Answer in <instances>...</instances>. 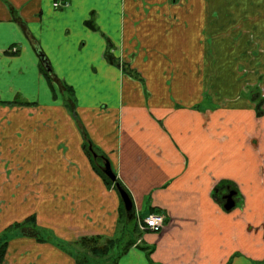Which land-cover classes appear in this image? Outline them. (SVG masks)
I'll return each mask as SVG.
<instances>
[{
    "label": "crops",
    "instance_id": "obj_1",
    "mask_svg": "<svg viewBox=\"0 0 264 264\" xmlns=\"http://www.w3.org/2000/svg\"><path fill=\"white\" fill-rule=\"evenodd\" d=\"M259 101L264 0H0L3 264H79L80 239L127 237L134 220L116 264H264ZM102 157L132 202L124 224ZM151 214L162 230L138 236Z\"/></svg>",
    "mask_w": 264,
    "mask_h": 264
},
{
    "label": "trees",
    "instance_id": "obj_2",
    "mask_svg": "<svg viewBox=\"0 0 264 264\" xmlns=\"http://www.w3.org/2000/svg\"><path fill=\"white\" fill-rule=\"evenodd\" d=\"M42 73L50 81L51 84L55 83L56 80L54 79L53 75L50 73H47L45 69L42 67L41 68ZM65 88L66 91H68L71 94V90L68 87H63ZM69 94V95H70ZM72 105H74L73 102H71ZM7 105H28L27 103H19V102H13V103H3ZM263 101H259L258 105V114L260 115L262 112L264 113L263 109ZM73 112V111H72ZM84 150L86 154L90 157V159H93V156H98L99 153H97L93 148L89 147V144L84 145ZM103 162L105 163L106 160L102 157ZM93 162V161H92ZM100 162V160L98 161ZM104 163L103 166L101 165L102 163L99 164V167L95 166L94 164V170L103 178L104 182L108 186H113L114 183L107 178L103 171H104ZM121 187V186H120ZM122 188V187H121ZM124 190V189H123ZM130 198V197H129ZM133 215L129 218L126 216L124 207L122 205V209L120 212V220L124 224L128 220H132ZM35 219L34 218H29L25 220L21 224H16L12 226L11 230L15 229H21L25 226L32 225L34 223ZM36 233L40 232V230H34ZM135 233L138 232L137 226L134 229ZM122 233V231H121ZM120 233V234H121ZM8 234L4 233L0 237V264H3V259L5 255V244H6V239ZM139 236V235H138ZM123 242V237L122 235H119L118 237H114L111 239H105L104 242L102 243V238L96 237V238H82L80 239L75 245L81 250L80 254L83 256L79 260V264H116L117 260L122 256L132 245L133 241H128L127 244L123 247L121 251H118V246ZM112 251H116L115 253Z\"/></svg>",
    "mask_w": 264,
    "mask_h": 264
},
{
    "label": "rangeland",
    "instance_id": "obj_3",
    "mask_svg": "<svg viewBox=\"0 0 264 264\" xmlns=\"http://www.w3.org/2000/svg\"><path fill=\"white\" fill-rule=\"evenodd\" d=\"M58 88L59 87L57 86V89ZM72 108H73L72 107V103L70 101H68V109L69 110H72ZM37 119H38L37 117H34V118L33 117H30L29 118V121H30L29 122V125L32 123L33 120L35 121ZM18 136H19V141H20V148H19V150L21 151V152H19V154H20L19 156L20 157L23 156L25 158L27 156V152H26V142H25L26 141V138H27V134L19 131L18 132ZM12 137H14V135ZM12 137L8 135L7 141L5 142V146H10L11 147V143H12V139H13ZM30 138L32 139L31 136H30ZM21 145H23V146H21ZM95 151L98 152L97 150H95ZM24 164L25 163L22 161V159H20L19 162L15 166H13V164H12L11 167L9 168V170H13L12 171L13 174L14 175H18L19 177L25 176L26 173H27V171H28V169H27V165H24ZM98 164H100V163H98ZM94 165L97 166V167H99V165H97V164H94ZM239 216L242 217L243 215L240 214ZM132 223L133 224H130V226H129L128 229L126 228V234L128 236H130V238L135 239L136 234L133 233V227H134V224L136 223V221L134 220V222H132ZM120 228H121V226H120ZM138 233H139V236H140L141 233L143 234L145 232H141L140 229H139L138 230ZM128 236L126 237V235H125V237H123V242L118 246V251H121L123 249V247L127 244V242H128ZM113 252L115 253L116 251H112V253Z\"/></svg>",
    "mask_w": 264,
    "mask_h": 264
},
{
    "label": "water",
    "instance_id": "obj_4",
    "mask_svg": "<svg viewBox=\"0 0 264 264\" xmlns=\"http://www.w3.org/2000/svg\"><path fill=\"white\" fill-rule=\"evenodd\" d=\"M39 55H40L41 62H42V65H43L45 71L50 73L51 69L49 67L47 60L45 59V57L42 54H39ZM103 172L107 178H109L113 183H115V187H116V190H117V192L120 196V199L122 201L126 216L130 218L132 216L133 207H132V202H131L128 194L116 182L115 175L111 171L108 163L104 164V171ZM234 196H235V193L231 192L228 195H226L225 197H223V199L225 200L224 209L226 211H230L234 207V200H233Z\"/></svg>",
    "mask_w": 264,
    "mask_h": 264
},
{
    "label": "built area",
    "instance_id": "obj_5",
    "mask_svg": "<svg viewBox=\"0 0 264 264\" xmlns=\"http://www.w3.org/2000/svg\"><path fill=\"white\" fill-rule=\"evenodd\" d=\"M58 6L60 5L54 4V7ZM163 225L164 219L162 216L157 214H151L144 219L143 224L139 225V229L141 232L158 233L162 230Z\"/></svg>",
    "mask_w": 264,
    "mask_h": 264
},
{
    "label": "flooded vegetation",
    "instance_id": "obj_6",
    "mask_svg": "<svg viewBox=\"0 0 264 264\" xmlns=\"http://www.w3.org/2000/svg\"><path fill=\"white\" fill-rule=\"evenodd\" d=\"M231 192H233V190L232 189H228V191L226 192V194H229Z\"/></svg>",
    "mask_w": 264,
    "mask_h": 264
}]
</instances>
